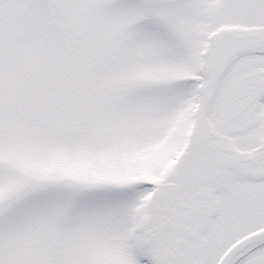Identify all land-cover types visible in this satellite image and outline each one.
Instances as JSON below:
<instances>
[{
	"label": "snow or ice",
	"instance_id": "snow-or-ice-1",
	"mask_svg": "<svg viewBox=\"0 0 264 264\" xmlns=\"http://www.w3.org/2000/svg\"><path fill=\"white\" fill-rule=\"evenodd\" d=\"M0 264H264V0H0Z\"/></svg>",
	"mask_w": 264,
	"mask_h": 264
}]
</instances>
